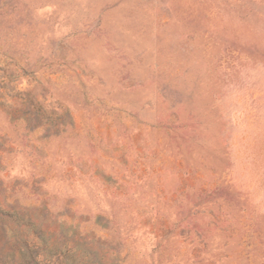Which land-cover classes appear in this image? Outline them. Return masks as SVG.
Masks as SVG:
<instances>
[{"label":"rangeland","instance_id":"obj_1","mask_svg":"<svg viewBox=\"0 0 264 264\" xmlns=\"http://www.w3.org/2000/svg\"><path fill=\"white\" fill-rule=\"evenodd\" d=\"M0 264H264V0H0Z\"/></svg>","mask_w":264,"mask_h":264}]
</instances>
